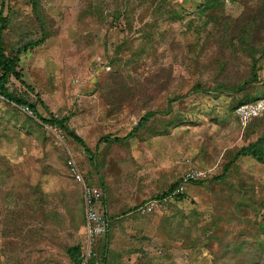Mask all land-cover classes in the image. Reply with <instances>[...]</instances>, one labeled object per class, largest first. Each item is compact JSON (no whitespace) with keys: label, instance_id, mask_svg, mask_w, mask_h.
I'll return each instance as SVG.
<instances>
[{"label":"rangeland","instance_id":"rangeland-1","mask_svg":"<svg viewBox=\"0 0 264 264\" xmlns=\"http://www.w3.org/2000/svg\"><path fill=\"white\" fill-rule=\"evenodd\" d=\"M28 1L0 0V14L13 26L8 52L41 39L42 27L51 37L21 54L25 85L12 79L10 89L45 118H68L95 163L61 130L31 122L34 116L0 96V264H71L68 249L86 237L77 228L80 209L85 219L86 213L71 158L106 196L101 212L116 218L107 238L112 264H240L232 251L255 239L245 221L252 209L264 212V165L241 158L226 179H214L264 133L263 126L245 140L233 110L247 92L264 97V56L256 57V88L225 91L253 77V58L240 38L264 0L228 1L221 24L200 14L203 0H165L163 7L162 0H40L38 14ZM252 46H264V25ZM149 112L153 117L133 138L101 142L128 137ZM189 169L205 172L207 181L183 183L184 199L138 215ZM175 215L213 234L212 245L189 251L169 241L160 222Z\"/></svg>","mask_w":264,"mask_h":264},{"label":"trees","instance_id":"trees-1","mask_svg":"<svg viewBox=\"0 0 264 264\" xmlns=\"http://www.w3.org/2000/svg\"><path fill=\"white\" fill-rule=\"evenodd\" d=\"M5 1V0H3ZM10 2H14L15 0H9ZM237 2L239 0H203V3L201 5L200 14L209 17L211 20H214L216 23L221 24L224 19L221 16V13L223 12L227 2ZM165 3V0H162L160 3V7H163ZM28 4L33 6L35 10V14H38V9H41L40 0H29ZM91 12L86 11V13H83L84 16H87L86 14H90ZM218 13V14H217ZM93 15V14H92ZM114 15V14H113ZM38 16V15H37ZM83 16V19H84ZM121 16V15H120ZM41 23V26L43 25V19L42 17H38ZM120 18V17H119ZM106 19V17H105ZM224 24V23H223ZM264 25V10H261L257 13L254 20H252L248 25L244 27L243 35L240 38L242 49L251 53V57L253 58V77L242 84L239 88H233L230 90L225 91H233L236 93H242L247 86L255 85L254 88H256V85L260 82L258 71L260 70L258 68V61L256 57L261 54L264 56V46L262 49H257L256 47L252 46V36L257 32L260 31L262 26ZM225 27L223 30H227L230 27L228 25H224ZM12 23L9 17H4L3 13L0 14V96L6 100L8 103L16 105L18 107H28L31 112L33 113V118L29 117V120L31 122H35L34 119L36 118L42 125L44 126H51L53 128H57L61 130L65 135L73 139L76 143H78L80 146L84 148V150L91 155V162L95 163V154L91 151V149L86 145V143L81 139L77 134L74 132H71L69 127L67 126L69 119H57L54 117L45 118L42 115L38 113V110L36 106L24 99H20L16 97L12 90L10 89L11 80L14 79L22 84L25 85L23 81V77L21 72L18 70L19 64H20V56L22 53H27L30 50H34L43 44L46 43L48 39H50L51 35L48 34V31L45 29V27L41 28L42 38L35 42H30L26 45L21 46L18 50H13L11 52H8V45L6 43V33L12 30ZM233 49L236 50V46H233ZM15 52V53H14ZM224 90V89H222ZM29 91H32V89H29ZM255 91L253 94L245 93V96L243 99L239 102V104L233 108L234 112L236 109L243 104L248 103H254L258 100L264 99V97H257L255 94ZM153 117V113L149 112L147 113L144 118L141 120L140 124L134 131L126 138H120V137H114L112 135L104 137L101 142H106L108 144H119L124 143L128 141L129 139L133 138L139 129L144 128L149 120ZM264 117L256 119L251 124H249L245 128V140L250 139L254 134L258 132V130H261L264 126ZM100 142V144H101ZM100 144L97 147H100ZM249 157L252 158L257 163L264 165V133L260 135L257 141L250 142L249 145L244 146L237 150L234 154L233 160L228 161L225 163L223 167V174L219 177H215V181L224 180L229 176V172L233 168V166L237 163L238 160L241 158ZM79 166V165H78ZM80 168V167H79ZM183 178V177H182ZM74 179V178H73ZM75 180V179H74ZM76 181V180H75ZM207 181L206 179H200L197 181H190L189 184L191 185H199L203 184ZM77 182V181H76ZM80 186L81 184L77 182ZM87 183V182H86ZM88 184V183H87ZM183 184V180L179 181L174 185V187L168 192L165 193L162 196H157L155 199H164V198H170L174 197L173 199H184L185 193H181L178 195H175V192L178 188L181 187ZM89 186L93 187L91 184H88ZM83 193V191H82ZM83 197V198H82ZM79 198L78 204L82 203L84 200V196ZM154 200V199H152ZM151 201V200H149ZM147 201V202H149ZM147 202L143 203L141 206L145 205ZM171 204L170 201L164 206L162 211L166 209V207ZM103 208H106V196L103 193L102 198V204ZM140 206V207H141ZM85 207V205H84ZM103 209V210H104ZM139 209V207H138ZM138 215H141L138 212ZM82 214L79 217L78 220V226L77 228H84L86 226V219L83 211H81ZM105 217L109 221V231L104 236V243L102 247L100 248L99 241L101 238L97 239L94 243V249L96 252V257H94L91 261V264H112L111 262V254L108 255V241L107 238L109 237V233L113 227L114 221L116 218L109 216L108 212L104 210ZM144 216V215H142ZM151 216V215H149ZM195 218H199V214H194ZM74 222V216H72V223ZM247 224H251L254 227L255 230V239L254 243H247L245 241L240 242L236 246V251H232V254L238 256V260L240 264H264V212H261L259 210V207L257 209H252L250 212L249 217L245 221ZM192 226H188L185 224V217L181 218L179 215L175 216H164L160 222V227L162 229V233H164L167 236V239L171 241L173 244H179L181 249L183 250H196L202 246V244H207L208 246L212 245V242L215 240L214 235H207L205 233L204 235L200 234L197 228H195L194 223H192ZM215 227H219L218 220L214 223ZM241 237V235L239 236ZM86 237L85 241L82 244L76 245L74 247H71L68 249L67 254L70 258L71 264H81L82 263V253L83 249L86 244ZM102 240V239H101ZM219 241V240H218ZM231 258V257H230Z\"/></svg>","mask_w":264,"mask_h":264},{"label":"built area","instance_id":"built-area-1","mask_svg":"<svg viewBox=\"0 0 264 264\" xmlns=\"http://www.w3.org/2000/svg\"><path fill=\"white\" fill-rule=\"evenodd\" d=\"M21 111L26 115L33 116V113L28 107H21ZM235 115L240 126L245 129L256 119L264 117V99L258 100L254 103L240 105L236 109ZM69 172L73 178L81 184L84 196L86 213V226L84 227V230L87 239L82 253L81 264H91L92 259L96 257L94 243L97 239L104 237L109 231V221L101 212L103 192L89 186L85 182L82 172L73 158H71L69 162ZM206 177L205 172L197 169H189L183 175V183L205 179ZM183 192L184 187L181 186L176 190L175 195ZM170 198L151 200L145 205L139 207L138 212L144 216L161 212L164 206L170 201Z\"/></svg>","mask_w":264,"mask_h":264},{"label":"crops","instance_id":"crops-1","mask_svg":"<svg viewBox=\"0 0 264 264\" xmlns=\"http://www.w3.org/2000/svg\"><path fill=\"white\" fill-rule=\"evenodd\" d=\"M84 229V228H83Z\"/></svg>","mask_w":264,"mask_h":264}]
</instances>
